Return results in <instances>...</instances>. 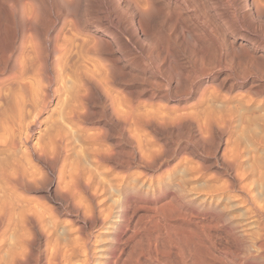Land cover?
Returning a JSON list of instances; mask_svg holds the SVG:
<instances>
[{"label":"rangeland","instance_id":"374dc122","mask_svg":"<svg viewBox=\"0 0 264 264\" xmlns=\"http://www.w3.org/2000/svg\"><path fill=\"white\" fill-rule=\"evenodd\" d=\"M23 1H0L2 90L12 76L3 66L21 41L44 44L67 13L86 25L67 23L58 33H74L80 46L60 59L66 75L32 136L36 142L43 135L50 153L55 147V169L29 155L21 170L29 175L38 167L43 179L27 175L11 194L0 182V264L9 260L7 244L22 237L32 261L58 243L73 264H103L106 252L110 264H264V215L248 218L251 198L264 209V0H56L58 7L55 0ZM93 13L113 15L118 24L94 21ZM46 17L55 21L50 28ZM57 168L60 191L53 192ZM91 216L104 222L88 229L81 223ZM241 220L251 223L240 227ZM229 223L245 236L242 245Z\"/></svg>","mask_w":264,"mask_h":264},{"label":"bare ground","instance_id":"6f19581e","mask_svg":"<svg viewBox=\"0 0 264 264\" xmlns=\"http://www.w3.org/2000/svg\"><path fill=\"white\" fill-rule=\"evenodd\" d=\"M3 2V0H0ZM23 1V0H21ZM25 1V0H24ZM23 1V2H24ZM47 1V0H46ZM54 1V0H53ZM52 1V2H53ZM61 3H65V2H62V0H60ZM59 1V2H60ZM63 1H67V0H63ZM70 1V0H69ZM68 1V2H69ZM76 1V0H74ZM73 1V2H74ZM102 0H100L101 2ZM106 1V0H105ZM104 1V2H105ZM243 1V0H242ZM254 1V0H253ZM256 1V0H255ZM19 4H16L17 5H21L20 1H18ZM27 3V1H25ZM24 2V3H25ZM49 2V1H48ZM51 2V3H52ZM56 6L58 5V3H56V0L54 1ZM58 2V1H57ZM69 6H70V3H68ZM72 3V0L70 1ZM96 2V0H95ZM98 2V1H97ZM247 2V1H246ZM258 2V0H257ZM11 3V2H10ZM50 3V4H51ZM99 3V2H98ZM254 3V2H253ZM4 4V2H3ZM3 4L1 3V5L3 6ZM27 4H30V3H27ZM41 4V3H40ZM40 4H38V6H40ZM54 4V3H52ZM51 4V5H52ZM54 4V5H55ZM76 4V3H75ZM106 4V3H105ZM259 4V3H257ZM257 4H254L255 6V9L259 8V6ZM0 5V6H1ZM48 5V4H47ZM46 5V6H47ZM61 5V4H60ZM59 5V7H60ZM73 5V4H71ZM78 5V4H77ZM15 6V7H16ZM25 6V4H24ZM37 6V7H38ZM55 6V7H56ZM76 7V5H74ZM73 6V7H74ZM258 6V7H257ZM19 7V6H18ZM28 7V5L26 6V8ZM30 9L32 6H29ZM43 6L39 7L40 8V11H42L41 9H43L44 11L45 10H48L49 12V9H47V7L44 9L42 8ZM53 7V8H55ZM58 7V6H57ZM73 7L70 6V8L72 9ZM91 7H94V6H91ZM100 7V6H99ZM109 7V6H108ZM14 8V7H12ZM12 8H9V9H12ZM20 8V7H19ZM24 7V9H26ZM39 8L37 10L36 13L39 12ZM52 8V9H53ZM61 8V7H60ZM60 8L58 10H60ZM63 8V6H62ZM66 6L63 8L65 9ZM101 8V7H100ZM99 8V9H100ZM104 8V7H103ZM107 8V7H106ZM105 8V9H106ZM4 9H8V8H3L2 11ZM17 10H19L18 12V15H20V9L16 8ZM29 9V8H27ZM26 9V11H27ZM34 9V7H33ZM57 9V8H56ZM55 9V10H56ZM98 9V10H99ZM109 9V8H108ZM77 10V13H78V9ZM80 10V9H79ZM104 10V9H102ZM11 12V10H8ZM8 11H6L8 13ZM31 11V10H30ZM28 11V12H30ZM57 11V10H56ZM62 11V10H61ZM68 11V10H67ZM94 11V10H93ZM92 11V12H93ZM4 12V11H3ZM5 12V13H6ZM43 12V11H42ZM53 12V11H52ZM25 13V16H29L31 17V15H28ZM33 13V11H32ZM50 13V12H49ZM47 13V15L49 14ZM56 13V12H55ZM80 13V12H79ZM78 13V14H79ZM100 13V12H99ZM98 13V14H99ZM104 13V12H103ZM102 13V14H103ZM107 13V12H106ZM113 13V12H112ZM111 13V14H112ZM54 14V13H53ZM58 14V13H57ZM56 14V15H57ZM94 14V13H93ZM96 14V13H95ZM93 15L95 16V20L94 21H99L101 20V17L103 18H108L109 21H111L110 23H114L115 25L118 24V21H115V17L113 18L112 16L110 15H103L101 17H96V15ZM81 15L83 17V13L81 12ZM23 16L20 15V18ZM50 16V14H49ZM54 16V15H53ZM59 16V14H58ZM76 16V15H75ZM79 16V15H77ZM99 16V15H98ZM33 17V16H32ZM35 18L37 17L36 15L34 16ZM43 17V15H42ZM60 17V16H59ZM61 17H62V13H61ZM85 17V15H84ZM83 17V18H84ZM47 18V17H46ZM52 18V17H51ZM79 17H77L78 19ZM91 19H93V17H90ZM118 18V17H117ZM22 19V18H21ZM28 19V17H27ZM26 19V20H27ZM37 19V18H36ZM39 20L42 19V18H38ZM48 21L47 23L49 24V27L50 28V25L52 24V22H55L54 20L52 21L50 18H47ZM53 19V18H52ZM57 19V17L55 18ZM59 19V18H58ZM29 20V19H28ZM32 20V19H31ZM30 20V22H31ZM35 19H33L34 21ZM82 20V19H81ZM121 20V19H120ZM22 21V20H21ZM36 21V20H35ZM38 21V20H37ZM45 21V22H46ZM83 21V20H82ZM90 21V20H89ZM107 20H105L106 22ZM108 21V22H109ZM24 22V21H23ZM44 22V23H45ZM123 22V21H122ZM22 23V22H21ZM37 23V22H36ZM41 23V22H39ZM44 23L42 25H44ZM70 25V28L72 29H77L80 30L81 28L79 27V25L82 24V26L86 25V20H84V22H78L76 21V19H70L69 18V14H64L63 18L61 19V25L60 27H58V30L56 31V34L54 35H49L51 37H46L45 38V43L44 44H40V43H37L35 42V40L29 42V43H23L22 41L18 44V46L16 47V49H14V57H13V60L11 62V64L9 66H3L5 67L4 69H2L3 71H9L8 73H10L12 76L10 77V80L13 81V82H9V85L7 87H5L6 89H3L1 88L0 86V168H2L1 166L4 165H7L10 169H8V167L6 169H3L1 170L0 172V182L2 183V192L3 194L4 193H10L12 191H14L16 189V187L22 183H27V175H28V171H26V173H23V171L21 170V167L20 165H27L29 164V159H28V156L31 155L32 157H34L37 161H39L42 165L46 166V167H49L51 170H54L55 167H56V162L58 161V153L57 151L55 150V147L54 148H51V153L49 152V148L47 149V145L45 144V142H42L41 140V137L43 135H39L38 138H36V142H32V136L34 134V132L37 131V129H39L40 125H41V120L39 119V113L44 109L45 105H46V102L47 101H50L52 96H54L57 92H59V87L58 89L56 87H54V84L59 82L60 80L63 82L64 80V77H65V72L63 74V68H61L60 66V59L63 58V56L66 54V52L68 50H70L72 47L76 48L80 46V44H77L75 42V35L74 33H71V34H64V31H63V34L62 36H58L62 30V28H64L63 26L65 24ZM101 23V22H100ZM103 23V22H102ZM120 23V22H119ZM112 24H110L112 26ZM121 24V23H120ZM125 24V23H123ZM24 25V24H23ZM39 25V24H38ZM58 25V26H59ZM97 25V24H96ZM95 25V26H96ZM107 25V23H106ZM22 26V25H21ZM30 26H32L33 28L35 26H33V24H30ZM94 26V27H95ZM114 26V25H113ZM124 26V25H123ZM46 27V26H45ZM90 27V26H89ZM119 27V25H118ZM122 27V26H121ZM124 27H127V26H124ZM52 28V27H51ZM66 28V27H65ZM80 28V29H79ZM110 28V27H109ZM117 28V27H116ZM71 29V31H72ZM103 29V28H102ZM102 29L99 28L98 30H96V32H100V35L103 34L102 32ZM107 29V28H106ZM112 29V28H111ZM38 30V29H37ZM68 30V29H67ZM118 30V29H117ZM120 30V29H119ZM118 30V31H119ZM124 30V29H123ZM126 30V28H125ZM22 31V29H21ZM36 31V29H35ZM90 31V30H89ZM184 31V30H183ZM49 32V30H48ZM117 32V31H116ZM250 32V31H249ZM50 33V32H49ZM67 33V32H66ZM122 33V32H121ZM52 34V33H51ZM118 34V33H117ZM120 34V33H119ZM123 34V33H122ZM29 35V34H28ZM39 35L44 38L45 35L43 33H39ZM93 35V34H92ZM112 36V35H111ZM120 36V35H119ZM113 40H114V37L112 36L111 37ZM124 40V38H122ZM60 40V41H59ZM94 40V38L90 41V43L92 44V41ZM104 38L101 40V38L99 37L98 38V41H103ZM123 40H120V41H123ZM25 42V41H24ZM59 42V44H58ZM86 41H84L83 43H85ZM89 43V41H87ZM86 42V43H87ZM94 42V41H93ZM105 42L106 44H110V42H106V41H103ZM124 42V41H123ZM16 43V42H15ZM85 43V44H86ZM87 43V44H88ZM115 43V42H114ZM84 45V49L88 46V45ZM117 44V43H116ZM14 43H13V46H11V48L14 47ZM10 46V45H9ZM90 46V44H89ZM242 46V45H240ZM3 47V46H2ZM2 47H1V50H2ZM8 47V46H7ZM83 47V46H81ZM96 47V46H95ZM95 47H92V48H95ZM98 47H99V44H98ZM3 48H6V46H4ZM10 49V47H8ZM97 48V47H96ZM95 50H100V49H96ZM100 48V47H99ZM7 49V48H6ZM83 49V48H82ZM81 49V50H82ZM88 49V53H91V51L93 50H90L91 48H86ZM102 50H100L101 52H103V48H101ZM241 49V48H240ZM0 50V51H1ZM11 51V50H10ZM105 51V50H104ZM5 52V51H4ZM3 52V54H4ZM7 52V50H6ZM8 53V52H7ZM6 53V54H7ZM73 53V52H71ZM86 53H87V50H86ZM5 54V55H6ZM64 54V55H63ZM8 55V54H7ZM11 55V54H10ZM91 56V55H90ZM6 57V56H5ZM103 58H105L103 55L101 56ZM9 58V56H8ZM6 59V58H5ZM108 59V58H107ZM105 59V61L107 60ZM112 58H110L111 60ZM46 60H49V65L48 63L46 64ZM109 60V59H108ZM109 60V62H110ZM7 61V60H6ZM112 61V60H111ZM171 61V60H170ZM5 62V61H4ZM8 62V61H7ZM5 62L4 64L6 65ZM107 62V61H106ZM172 62V61H171ZM175 62H177L175 60ZM1 63V61H0ZM170 63V62H169ZM8 65V64H7ZM48 65V67H47ZM171 65V64H169ZM2 67V68H3ZM175 68V67H174ZM177 68V67H176ZM62 70V71H61ZM61 71V72H60ZM181 72V71H180ZM9 76V75H8ZM8 78V77H7ZM176 78V76H175ZM179 79V78H178ZM177 79V80H178ZM181 79V78H180ZM175 80V79H174ZM6 82V83H7ZM175 83V82H174ZM177 83V82H176ZM63 84V83H62ZM89 84V83H88ZM181 84V83H180ZM4 86V85H3ZM59 86V85H58ZM60 90H61V87H60ZM79 90V89H78ZM64 92V91H63ZM155 94V93H154ZM59 95V94H58ZM62 95V94H61ZM81 95V94H80ZM152 95V93H151ZM63 96V95H62ZM205 104V103H204ZM111 108V107H110ZM113 108V107H112ZM80 109V108H79ZM200 109V108H199ZM112 110V109H111ZM122 111V110H121ZM127 111V110H126ZM124 111H122V114ZM74 114V113H73ZM77 114V113H76ZM120 114V113H119ZM50 117V116H49ZM118 117V116H117ZM121 117V116H120ZM123 117V115H122ZM118 120V119H117ZM123 120V118H122ZM119 121V120H118ZM220 121V120H219ZM48 122V120H47ZM121 122V121H120ZM122 124V123H121ZM52 125V124H51ZM47 131V130H46ZM38 136V135H37ZM44 137V136H43ZM57 139V138H56ZM41 141V142H40ZM95 147V146H94ZM21 148H24V150H21ZM104 149V148H103ZM102 150V149H101ZM25 152H28V153H25ZM229 152V151H228ZM231 152V151H230ZM229 154V153H228ZM223 155V154H222ZM233 156V155H232ZM234 157V156H233ZM226 158V156H225ZM252 158V157H251ZM234 162V159L231 158ZM230 159V160H231ZM231 160V161H232ZM230 161V163H231ZM228 162V161H227ZM58 163V162H57ZM232 164V163H231ZM11 165V166H10ZM228 165V164H226ZM233 165V164H232ZM5 166H3L4 168ZM26 167V166H25ZM29 168V167H28ZM241 168V167H240ZM58 169V168H57ZM32 170V169H31ZM259 171V170H258ZM61 172H62V169H58L57 170V174L55 176V183H54V186L52 187L53 188V192H57L59 189H60V179H61ZM235 172V171H234ZM37 173H40V177H41V174H43L42 171H40V169L38 170V167L35 168L34 170H32L29 175L30 177L32 176H35ZM229 173V172H228ZM28 175V176H29ZM29 177V178H30ZM31 177V178H32ZM36 178H39V177H36ZM35 179V178H33ZM41 179H43V177H41ZM233 180V179H232ZM85 181V180H84ZM63 184V183H62ZM26 185V184H24ZM23 185V186H24ZM85 185V184H84ZM22 186V185H21ZM22 186V187H23ZM28 186V184L26 185ZM25 186V187H26ZM238 190V189H237ZM243 190V189H242ZM241 190V193L243 195H246L247 197L249 196L247 192L245 191H242ZM60 191V190H59ZM13 193V192H12ZM8 194V195H10ZM11 196V195H10ZM8 196V197H10ZM2 197V195H1ZM4 197H6V195H4ZM7 197V198H8ZM66 197V196H65ZM236 197V196H235ZM238 197V196H237ZM246 197V199H247ZM6 198V199H7ZM16 198V196H15ZM5 199V200H6ZM9 199V198H8ZM13 199V197H11V200ZM246 199L244 201H246ZM1 200V199H0ZM10 200V199H9ZM10 200V201H11ZM15 200V199H14ZM22 200V199H21ZM250 200V199H249ZM24 200H22L23 202ZM26 201V200H25ZM252 201V207L248 210L250 212L249 217H257V216H263L264 215V209H261L260 206H255V203H253V198H251ZM15 202V201H14ZM13 202V203H14ZM16 203L17 205L19 206L20 208V211L22 210H26V208H23V207H28V203H26L25 205L21 204V201H17L16 200ZM11 204H12V201H11ZM32 204V203H31ZM251 204V202H250ZM17 206V207H18ZM264 207V206H263ZM15 208V207H14ZM28 211V208L27 210ZM17 212V211H16ZM89 214V213H88ZM31 215V214H30ZM32 216V215H31ZM41 216V215H40ZM106 216V215H105ZM30 217V216H29ZM42 217V216H41ZM103 217V216H102ZM26 218V217H25ZM244 222H237L239 225L240 224V227L242 225H248L249 223L251 222H245V220H243ZM104 222V218H101V217H95V216H91L89 217L87 220L83 221L81 224L86 226L88 229H93L95 226L99 225V224H102ZM26 223V222H25ZM24 223V224H25ZM80 224V225H81ZM230 224V223H229ZM121 225L122 223L121 222H118L115 224V226H113V231H112V234H113V239L112 240H115V242H117L118 240V236H119V233L121 232L120 228H121ZM25 229L28 228L27 225L25 224ZM244 227V226H243ZM42 228V227H41ZM81 228V227H80ZM83 228V227H82ZM81 228V229H82ZM236 223L235 224H230V228L228 230L229 234L232 236V239L233 241L235 240L236 241V244L237 245H242V242L244 241L243 238L245 236H243L242 234H239V233H236ZM250 228V227H249ZM248 228V229H249ZM84 229V228H83ZM86 229V228H85ZM247 229V228H246ZM120 231V232H119ZM24 232V231H22ZM44 235V234H43ZM75 235V234H74ZM4 236V235H3ZM45 236V235H44ZM30 237V236H29ZM248 237V236H247ZM27 239V238H26ZM29 239V238H28ZM55 241H57L58 239L54 238ZM32 240V239H30ZM47 240V238H46ZM59 241V240H58ZM232 241V242H233ZM29 242L28 240H25V238L23 239L22 238H14L13 242L12 243H8L7 244V250L5 251V254L6 256L9 258L6 259V261H3L5 259H3L1 261L2 264H5V263H9L8 264H73L71 263V260L70 258L72 257V255H68V253L66 252H62V250H60V245L55 244V245H50L51 246V249L44 254V256L42 257L39 253L38 254H35L33 256V261L31 259H28L26 256H27V253L28 252H25L23 253L22 252V247H24L23 249L24 250H27L28 249V245H29ZM60 242V241H59ZM82 242L84 243V247L86 249V247L88 246V242H89V238L85 237L84 239H82ZM72 244V243H71ZM24 245V246H23ZM48 245V243H47ZM28 246V247H27ZM49 246V247H50ZM235 246V245H233ZM6 247V245H5ZM48 247V249H49ZM241 247V246H240ZM260 247L263 249L264 248V243L261 242L260 244ZM0 248H1V243H0ZM27 248V249H25ZM244 248V247H242ZM246 248V246H245ZM5 249V248H4ZM18 249V250H17ZM47 249V250H48ZM235 248H233L232 250H234ZM67 250V249H66ZM75 250V249H74ZM231 250V249H230ZM237 251H239L237 248L235 249ZM234 250V252H235ZM73 251V250H71ZM79 251V250H78ZM83 251V250H82ZM85 251V255H84V260L85 262L89 261L90 259V252L89 250H84ZM80 252V251H79ZM240 252V251H239ZM4 253V252H3ZM195 253V252H194ZM237 253V252H236ZM2 254V253H1ZM110 252H106L104 253V261H103V264H108L109 263V257H110ZM235 254V253H234ZM240 254V253H239ZM196 255V253H195ZM263 255L262 258H263V261H264V251L263 253L261 254ZM5 256V255H4ZM32 256V255H31ZM193 256V255H192ZM6 257V258H7ZM75 257V256H74ZM112 257V256H111ZM195 257V256H194ZM196 258V257H195ZM194 260V258H192ZM197 259V258H196ZM111 260V259H110ZM196 261V260H195ZM194 261V264L198 262H195ZM200 261V260H199ZM111 262V261H110ZM192 262V261H191ZM193 263V262H192ZM191 263V264H192ZM110 264V263H109ZM201 264V263H200Z\"/></svg>","mask_w":264,"mask_h":264}]
</instances>
